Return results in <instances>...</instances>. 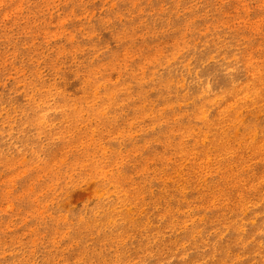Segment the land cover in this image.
Here are the masks:
<instances>
[{
    "label": "rangeland",
    "instance_id": "obj_1",
    "mask_svg": "<svg viewBox=\"0 0 264 264\" xmlns=\"http://www.w3.org/2000/svg\"><path fill=\"white\" fill-rule=\"evenodd\" d=\"M0 264H264V0H0Z\"/></svg>",
    "mask_w": 264,
    "mask_h": 264
}]
</instances>
